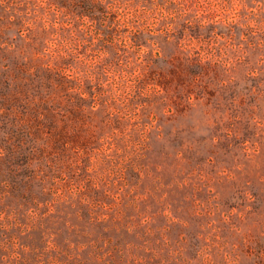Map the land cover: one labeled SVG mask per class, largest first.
<instances>
[{
	"label": "rangeland",
	"instance_id": "1",
	"mask_svg": "<svg viewBox=\"0 0 264 264\" xmlns=\"http://www.w3.org/2000/svg\"><path fill=\"white\" fill-rule=\"evenodd\" d=\"M138 2L209 43L0 0V264H264V0Z\"/></svg>",
	"mask_w": 264,
	"mask_h": 264
},
{
	"label": "trees",
	"instance_id": "2",
	"mask_svg": "<svg viewBox=\"0 0 264 264\" xmlns=\"http://www.w3.org/2000/svg\"><path fill=\"white\" fill-rule=\"evenodd\" d=\"M144 1L145 0H139L140 3ZM118 3L119 0H41L40 5H44V8L50 11L53 9L60 11L61 14L66 17V25L64 24V28H69L71 20L79 21L83 24L91 23V25L92 22H98L105 26V28H101V30L104 35H106V41L109 42L114 39H122L128 42L125 43V47L140 52L144 51L145 48H150L151 52L155 50L159 52V49L154 47V45L157 44L156 38L162 33L164 37H168V39L173 35L176 36L177 43L179 41V46L181 47L183 46L182 40L185 37L189 39L196 38L198 40L207 41L208 43L211 39L210 31H207L209 33H206V37L204 35L205 32L203 29H206L205 23L200 22L197 25H193L189 20L185 23L183 21L182 25H180L181 27H177L178 35H175L174 31L172 34L167 27L164 29L165 32H162L160 28L154 26V23H149L145 11L142 12L137 6L131 11L126 10V7H124L125 9L122 8ZM102 31H100V33H102ZM159 32L162 33L158 34ZM51 55L60 58L63 62L65 61L63 64H66V61L69 59V56L62 52H57V54L51 53ZM197 60L199 61H194L193 65L195 67L191 69V72L194 74L201 73V68L205 66V64L201 62V60H203L201 56ZM68 88L69 87H66V90H68Z\"/></svg>",
	"mask_w": 264,
	"mask_h": 264
}]
</instances>
